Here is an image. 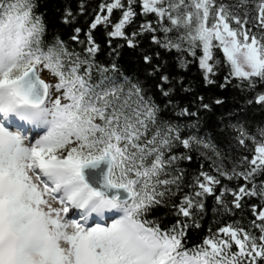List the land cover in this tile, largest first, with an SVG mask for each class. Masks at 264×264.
Segmentation results:
<instances>
[{
  "label": "snow or ice",
  "instance_id": "obj_1",
  "mask_svg": "<svg viewBox=\"0 0 264 264\" xmlns=\"http://www.w3.org/2000/svg\"><path fill=\"white\" fill-rule=\"evenodd\" d=\"M253 2L258 13L254 18L258 21L255 26L264 27V0ZM132 3L133 0H128L127 8L121 0L100 5L101 11L106 8L109 15L114 9H123L122 18L113 24L108 36L124 38L130 47L135 46V37L139 34L134 31L128 35L124 31L136 14ZM212 4L213 0H142L143 13H155L158 18L167 16L170 25H160L165 34L173 30L180 33L175 40L166 35L165 40L161 41L154 35L152 41L161 44L166 50L187 52L193 57H196L199 48L202 52L198 57L199 68L204 73L206 83L214 82L211 77L215 74V65L219 63L213 52L216 47L222 49L230 67V76L241 80L252 77L264 80V33L257 36L251 29H245L244 25L248 20L241 21L238 15L227 11L223 5L209 23ZM34 8V0H0V96L7 93L20 103L34 106L51 102L54 105L53 124L59 130H50L35 144L29 141L30 146L25 147L17 142L8 152L0 151V229L7 223L18 230L24 226L27 217L45 216L42 206L47 205L49 193L60 200L55 196L54 190L41 179L39 184L34 182L29 169L37 177H40L37 169L58 175L65 166L80 173L84 165L107 157L111 161L108 184L128 192L129 197L124 203L141 212L140 218L132 222L145 232L153 234L163 250L154 259L133 257L120 248L115 239L118 221L108 228L96 226L84 231L75 222L61 223L59 213L54 219L50 210L47 220L60 229L56 236L65 246L57 244L44 253L39 261L33 260L31 256L21 255L6 262L0 256V264H257L258 258L264 259V210L257 212L255 205L252 206L253 212L261 221L255 225L259 228V237L229 224L218 229V233L227 238L213 233L203 239L202 246H193L188 250H185L182 240L190 227L189 221L178 220L170 227H162L157 219L147 218L146 214L152 207L161 204L166 194H175L172 185L179 190L183 170L176 168L175 173L180 175L173 174V163L192 159L191 155L183 153H166H171L173 148L182 145L189 151L195 146L197 151L202 147L219 155L215 145L195 135L181 136L184 127H195V123L185 126L161 121L163 127H156L152 137L148 139V126L156 125L159 108L151 98L145 99L138 83L131 85L127 96L121 101L123 85L105 75L110 70H119L115 63L110 68L99 69V82H90L94 63L91 58L99 48L91 30L96 29L99 24H109L108 16H95L86 34L88 57L81 58L78 53L68 52L62 41L57 40L51 46L45 45L42 40L45 26L42 17L34 13ZM70 16L71 11L66 10L65 22H68ZM230 20H235L240 26L231 27ZM146 30L156 31L151 27V22L141 25L140 33ZM74 31L72 39L83 43L79 40L81 29L76 28ZM66 59L70 62L65 63ZM151 59L149 55L144 56L145 63H150ZM186 64L187 61H180L181 67H186ZM81 65H87L83 73L80 72ZM156 67L159 68V65ZM42 68L58 77L59 82L55 85L46 82L42 78ZM30 73L37 74L44 89V95L39 101L30 99V90H25L22 84ZM161 80L168 83L169 77L163 75ZM124 81H128L127 76ZM158 87L164 96L169 95L171 89L165 90L163 85ZM132 95L138 97L135 108L128 104ZM258 101L264 103V94L258 95ZM202 107L207 109L209 106L205 104ZM177 114L198 115L189 112L187 108L181 109ZM97 119L101 122L97 123ZM3 131L0 128V132ZM239 133V142L244 144L243 129H239ZM261 135L264 136V130H261ZM255 153L250 161V165L254 167L238 171L234 166L229 171L220 166L217 171L229 180L240 177L249 180L258 170H264V141L257 142ZM219 183L217 176L201 170L190 185L195 191L184 196L180 205L176 206V214L191 219L192 209L202 210V198L213 194L215 185ZM226 192H232L235 197L233 204L237 208L241 207L240 201L244 195H259L264 202V185L259 190L255 184L251 189L241 186L238 191L223 187L220 195L216 196L218 203L224 204L222 197ZM63 211L66 214L69 208L65 206ZM196 226H199L198 222ZM240 233H243L242 237ZM232 241L238 247V252L231 251Z\"/></svg>",
  "mask_w": 264,
  "mask_h": 264
},
{
  "label": "trees",
  "instance_id": "obj_2",
  "mask_svg": "<svg viewBox=\"0 0 264 264\" xmlns=\"http://www.w3.org/2000/svg\"><path fill=\"white\" fill-rule=\"evenodd\" d=\"M110 2L113 0H34V13L42 17V23L45 26L42 35L45 45L51 46L59 40L63 42L68 52L78 53L81 58L88 57L86 34L90 30V25L97 14L108 16L109 24H99L96 29L91 30V35L99 48L95 56L91 58L94 63L90 72V82L92 84L99 82L101 79L99 69L101 67L110 68L115 63L119 70L115 72L110 70L105 75L113 78L117 84L123 85L121 101L127 96L131 85L138 83L143 89L142 95L145 99L151 98V101L159 108L156 125L149 124L148 126L149 130L146 133L148 139L152 137L156 127H163L161 121L180 123L185 126L195 123V127H184L181 136L187 137L191 134L210 141L219 153L216 155L213 151L202 147L197 151L195 146L189 151L182 145L173 148L171 153H166V155L183 153L191 155L192 159L190 161L182 159L173 163L171 166L173 174L180 175L175 173L176 168L183 170L179 190L172 185V191L175 194H166L163 202L152 207L146 214L147 218L157 219L162 227H170L178 220L189 221L190 227L187 229L186 237L182 240L185 250L193 246H202L203 239L213 233L227 238L224 234L218 233V229L229 224L259 237L260 231L255 225L260 224L261 221L254 214L252 207L255 205L257 212L264 210V202L259 195H244L239 208L233 204L235 197L232 192L224 194L223 205L217 202L216 196L220 195L223 187L238 191L241 186L251 189L255 184L259 190L260 186L264 185V170H258L249 180L243 177L229 180L217 171L220 166L229 171L234 166L238 171L254 167L250 165V161L256 154V144L264 141V136L261 135V130H264V103L257 101L258 95L264 94V80L258 77L241 80L230 76V67L225 61L222 49L216 47L213 52L219 63L215 65V74L211 77L214 82L206 83L204 73L199 68L198 57L202 54L199 48L196 57H193L187 52L166 50L161 44L152 41L154 35L161 41L165 40L166 35L175 40L180 33L173 30L165 34L160 25H170L167 16L158 18L155 13H143L142 0H133L132 8L136 14L132 22L124 29L128 35L134 31L139 33L135 37V46L130 47L124 38L109 37L108 33L112 30L113 24L122 18L123 12V9H114L109 15L106 8L101 11L100 5ZM121 2L125 8L128 7V0H121ZM221 5L232 14L238 15L241 21L247 19L245 29H251L257 36L264 33V27L255 26L258 21L254 18L258 13L253 0H247V2L245 0H213L209 23L212 22L213 16ZM66 10L71 11L68 22H65ZM246 12L247 16H245ZM148 22H151V27L156 31L146 30L140 33L141 25ZM230 26L237 28L240 25L235 20H230ZM76 28L81 29L79 40L83 43L72 39ZM110 40L111 43H109ZM157 53H159L158 56ZM145 55L152 57L150 63H145ZM72 59L74 60L75 56ZM181 60L187 61L186 67L180 66ZM69 62L65 60V63ZM157 65L159 68L156 67ZM86 67L87 65H81L80 72L83 73ZM163 75L169 77L168 83L161 80ZM125 76L128 77L127 82L124 81ZM225 77H228L227 81ZM158 85H163L165 90L171 89L169 95L164 96ZM137 100L136 95L129 98L128 104L131 108L137 106ZM205 104L209 106L207 109L202 107ZM183 108L198 115H178L177 113ZM239 129H243L245 133L244 144L239 142ZM201 170L217 176L220 183L215 185L213 194L202 198V210L192 209L191 219L183 217L182 214L177 215L176 206L180 205L186 194L195 191V188L190 185L193 184L194 178L199 176ZM200 179L203 180V177ZM240 235L242 237L243 233ZM231 251H239L234 241H232ZM257 264H264V259L258 258Z\"/></svg>",
  "mask_w": 264,
  "mask_h": 264
},
{
  "label": "clouds",
  "instance_id": "obj_3",
  "mask_svg": "<svg viewBox=\"0 0 264 264\" xmlns=\"http://www.w3.org/2000/svg\"><path fill=\"white\" fill-rule=\"evenodd\" d=\"M53 110L54 105L51 102L34 106L20 103L15 97L9 96L7 93L0 96V114L5 116L16 114L18 117H24L25 122L29 125L42 127L47 124L48 133L50 130L52 132L59 130L53 124ZM17 142L27 147L29 137L22 136L17 132L9 133L6 130L0 132V151L8 152L17 145ZM29 172L33 181L39 184L41 177H37L30 169ZM57 176V188L62 193L63 198L57 200L52 193H49L47 205L42 206L45 216L32 215L27 217L24 226L18 230L7 223L0 229V256H3L6 262L13 261L21 255L31 256L33 260L39 261L44 253L57 244L64 247V242L58 240L56 236L60 229L48 222L47 214L51 210L52 217L55 219L59 213L61 223L68 224L65 222L63 211L65 206L81 210L88 216L97 215L101 218L105 213L122 212L121 217L116 220L119 223L115 233V239L120 248L137 258L154 259L159 256L163 249L157 238L132 222L140 218L139 209H133L118 198L109 199L104 193L94 190L85 182L81 172L77 173L70 166L62 168Z\"/></svg>",
  "mask_w": 264,
  "mask_h": 264
},
{
  "label": "water",
  "instance_id": "obj_4",
  "mask_svg": "<svg viewBox=\"0 0 264 264\" xmlns=\"http://www.w3.org/2000/svg\"><path fill=\"white\" fill-rule=\"evenodd\" d=\"M22 84L25 90H30V99L33 101H39L44 95V89L36 73H30L22 81ZM110 166L111 161L106 157L103 160L84 165L81 169V175L90 187L104 193L109 199L117 196L120 201H125L129 197L128 192L125 189L112 187L108 184Z\"/></svg>",
  "mask_w": 264,
  "mask_h": 264
},
{
  "label": "rangeland",
  "instance_id": "obj_5",
  "mask_svg": "<svg viewBox=\"0 0 264 264\" xmlns=\"http://www.w3.org/2000/svg\"><path fill=\"white\" fill-rule=\"evenodd\" d=\"M41 74H42V78H44L46 82H49V83L55 85V83H56V81H57L56 78H55L54 76L50 75V74L46 71V69H43V68H42V69H41ZM56 94H59V93H56ZM42 129L44 130V132H43L41 135L36 136L35 139H33V140H29V141L31 142V144H35V142H36L37 140L41 139L42 137H44L45 135L48 134V130H49V128H48L47 124H45L44 126H42ZM10 133H11V132H10ZM25 136H27V135H25ZM29 146H30V145H29ZM65 222L68 223V224L72 223L71 220H70V221H66V220H65Z\"/></svg>",
  "mask_w": 264,
  "mask_h": 264
}]
</instances>
